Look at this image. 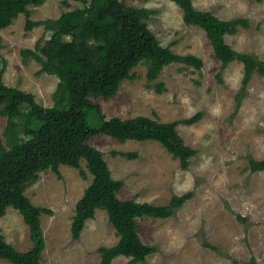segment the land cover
I'll list each match as a JSON object with an SVG mask.
<instances>
[{"label": "rangeland", "instance_id": "374dc122", "mask_svg": "<svg viewBox=\"0 0 264 264\" xmlns=\"http://www.w3.org/2000/svg\"><path fill=\"white\" fill-rule=\"evenodd\" d=\"M45 0L30 6L33 20L58 18L63 11L80 6L69 0ZM126 4L152 9L148 23L165 46L178 54H194L203 60L201 69L174 62L164 67L159 80L166 90L158 93L146 87L147 68H133L136 76L123 81L117 94L97 98L110 118L146 115L163 122L189 118L201 112L194 124L180 123L178 131L185 143L197 150L183 169L178 159L157 141L121 142L99 134L93 146L104 152L112 175L124 181L120 199L167 204L173 195L192 191L193 195L175 214L167 218H138L142 241L156 250L140 264H264V170L251 171L249 160L264 158V76L253 72L242 92L244 64L238 60L222 68L206 32L187 24L183 10L171 0H124ZM197 9L212 11L224 20L247 18L250 26L239 27L227 35L226 42L241 53L256 54L264 60V0H193ZM24 14L5 29H0V58L6 60L4 82L35 96L46 107L54 105L53 92L59 78L41 73L34 59L25 64L21 49L34 47L43 36L64 41L67 32H49L43 25L25 28ZM7 118L0 115V133ZM113 151L135 152V158L114 155ZM61 177L49 169L27 186L32 203L52 209L42 214L45 249L41 264H98L101 246L119 241L107 211L96 210L82 235L74 239L71 225L76 203L91 184L93 175L82 159L81 168L60 165ZM81 169L87 177L81 174ZM7 242L19 251L33 243L23 216L9 206L0 219ZM131 257L118 256L113 264H129ZM0 264H11L0 258Z\"/></svg>", "mask_w": 264, "mask_h": 264}, {"label": "trees", "instance_id": "16d2710c", "mask_svg": "<svg viewBox=\"0 0 264 264\" xmlns=\"http://www.w3.org/2000/svg\"><path fill=\"white\" fill-rule=\"evenodd\" d=\"M44 1L0 0V29L9 27L24 14L28 31L43 25L46 31L70 34L64 41L42 36L33 48L21 49L23 63L34 59L42 66L39 72L59 78L53 92L54 105L50 107L37 102L32 93L7 85L3 79L6 60L0 58V115L7 118L0 133V219L9 206L18 210L30 228L33 243L29 250L19 251L7 242L0 229V258L11 264H41L46 245L41 216L52 213V209L33 204L25 193L27 186L35 183L42 171L51 169L61 177L60 165L81 168L84 159L93 180L76 203L71 225L73 238L81 237L98 208L104 209L119 241L99 248L98 264H113L118 256L131 257L129 264H140L156 247L142 241L137 219L171 217L193 193L173 195L163 205L120 199L118 192L124 181L113 177L104 152L90 140L104 134L121 142L157 141L179 160L183 169H188L197 150L185 143L177 127L180 123L198 122L202 113L171 122L146 115L108 118L94 99L115 96L123 81L136 76L132 71L140 63L147 68L146 87L162 93L166 87L158 80L165 66L180 62L201 69L203 60L194 54H178L163 45L148 23L152 9L128 5L124 0H74L81 5L63 11L58 18L33 20L30 6H40ZM171 1L182 8L187 24L206 32L222 68L236 60L244 64L242 92L253 72L264 76V60L256 54L236 51L226 42V36L238 32L240 26L248 28L249 19L224 20L212 11L197 9L193 0ZM63 2L69 5V0ZM112 153L127 158L137 156L135 152ZM249 167L253 172L264 170V158H251ZM80 172L87 177L84 170Z\"/></svg>", "mask_w": 264, "mask_h": 264}]
</instances>
